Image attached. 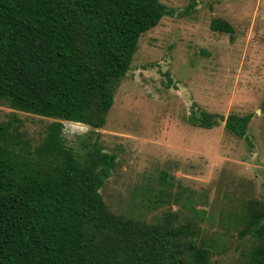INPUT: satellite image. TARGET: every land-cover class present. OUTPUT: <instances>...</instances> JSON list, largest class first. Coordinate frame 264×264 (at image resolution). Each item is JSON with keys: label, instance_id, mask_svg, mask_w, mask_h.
I'll return each instance as SVG.
<instances>
[{"label": "trees", "instance_id": "1", "mask_svg": "<svg viewBox=\"0 0 264 264\" xmlns=\"http://www.w3.org/2000/svg\"><path fill=\"white\" fill-rule=\"evenodd\" d=\"M170 13L161 0H0V101L55 119L34 151L0 122V264L209 263L191 225L109 211L101 189L117 155L96 145L76 155L61 134L63 121L105 126L141 36ZM211 28L233 32L221 18ZM251 117L202 110L190 122L225 121L244 137ZM241 218V235L260 240L248 264H264V207Z\"/></svg>", "mask_w": 264, "mask_h": 264}, {"label": "rangeland", "instance_id": "2", "mask_svg": "<svg viewBox=\"0 0 264 264\" xmlns=\"http://www.w3.org/2000/svg\"><path fill=\"white\" fill-rule=\"evenodd\" d=\"M161 2L171 13L141 36L105 126L81 135L63 121V141L76 155L95 145L117 155L101 189L112 213L191 225L208 264H248L260 240L241 235V216L264 207V0ZM214 18L233 32L213 30ZM202 110L251 115L246 136L225 121L193 125ZM53 121L0 101V122L18 125L31 151Z\"/></svg>", "mask_w": 264, "mask_h": 264}, {"label": "clouds", "instance_id": "3", "mask_svg": "<svg viewBox=\"0 0 264 264\" xmlns=\"http://www.w3.org/2000/svg\"><path fill=\"white\" fill-rule=\"evenodd\" d=\"M70 123H73L74 125H76V126H78L80 129H81V132H80V134L81 135H86L87 134V130H88V125L87 124H85L83 121H73V122H70ZM62 135H63V129H62V133H61Z\"/></svg>", "mask_w": 264, "mask_h": 264}]
</instances>
